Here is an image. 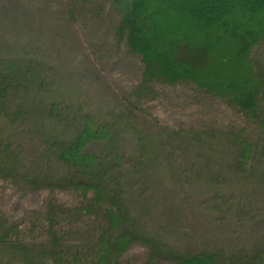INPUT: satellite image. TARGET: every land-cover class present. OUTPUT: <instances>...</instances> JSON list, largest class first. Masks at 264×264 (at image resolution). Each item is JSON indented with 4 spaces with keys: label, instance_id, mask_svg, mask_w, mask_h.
<instances>
[{
    "label": "trees",
    "instance_id": "obj_1",
    "mask_svg": "<svg viewBox=\"0 0 264 264\" xmlns=\"http://www.w3.org/2000/svg\"><path fill=\"white\" fill-rule=\"evenodd\" d=\"M89 1L69 0L60 11L69 29L61 40L73 45L66 54L74 76L79 72L74 67L96 62L88 45L98 44L88 39L81 18L99 19L102 11L97 7L84 13L80 7ZM104 1L117 16L110 26L111 61H119L122 47L138 66L134 72L129 63L116 69L121 65L110 62L119 94L110 95L114 101L106 99L117 102L106 121L80 96L55 100L56 76L40 62L5 56L0 49V264H119L135 246L145 250L143 264H264V247L178 254L161 237L140 235L136 227L142 215L134 210L152 207L150 197L160 189L167 201L163 208L191 200L202 215L204 205L217 209L223 192L228 201L235 196L225 187L243 184L251 174L257 182L264 179V75L254 57L264 48V0ZM31 9L25 14L28 28L35 20ZM51 53L55 58L59 54ZM93 67L104 69L100 63ZM87 72L86 80L93 75L92 66ZM160 94L188 103L194 97L216 100L248 122L257 137L247 131L248 123L232 121L219 129L206 124L207 119L204 125L203 119H187L196 114L186 113L179 122L158 114L151 119L150 107L157 112L166 100ZM205 112L198 116L209 114ZM32 120L41 130L26 164L12 150L9 130L28 128ZM201 183L218 200L191 197ZM250 190H241L236 202V212L247 216V203L254 204ZM25 198L37 202L27 204L31 210L24 217L13 216V201ZM171 214L167 210L165 217L171 219Z\"/></svg>",
    "mask_w": 264,
    "mask_h": 264
},
{
    "label": "rangeland",
    "instance_id": "obj_2",
    "mask_svg": "<svg viewBox=\"0 0 264 264\" xmlns=\"http://www.w3.org/2000/svg\"><path fill=\"white\" fill-rule=\"evenodd\" d=\"M67 1L69 0H0V49L5 56L11 54L18 60L22 59L26 61V58H32L34 61L40 62L45 67L44 71L53 72L56 76V81L52 84L55 100L69 101L73 100L74 97L80 96L83 101L94 105L98 111L95 112L96 116L99 114L101 115V120L106 121L110 118V112H114V110L110 111V106L115 108V104H117V102L109 103L106 99L110 98L111 101H114L116 97H110V95L116 96L115 94H119V89H117L118 91L116 93L114 92L116 89L114 88V79L111 76L115 74V69L111 65L119 63L121 66L115 68L125 69L128 68L127 65L129 63V69H132L134 72L138 69V66L136 63H130L131 60L126 57L122 47H120L119 61H111L112 43L110 39V26L112 22L117 20V16L110 10L109 6L105 5L106 1L92 0L80 8H83L84 13L87 10L93 11L97 7H100L102 11L99 19L94 16L89 17L91 20L81 18L85 25H87L85 33L88 39H91L94 45L98 44V48L93 45H88L96 58V62L87 60L81 68L74 67L79 71L77 76H74L71 72L72 65L68 63L66 54L67 51L70 52L73 45H70V42L61 40L69 32V29L66 27L68 23L65 20V16L63 18L60 16V11ZM28 7H32V17L35 18V20H32L33 27L29 26V28L27 27L25 16ZM59 38L60 45L57 44ZM74 48L79 50L81 47L74 45ZM51 51L59 52L58 56L55 58ZM84 54L86 55V53ZM254 57H256L260 72L264 75V48L261 47L255 53ZM97 63H100L104 68L102 71L93 67V65L98 66ZM89 66H92L94 72L86 80L89 75L87 72ZM67 72H70L72 77H67ZM84 95H87V97ZM164 96L163 94L159 95L160 98L166 99L167 96L165 98ZM214 101L208 97H194L188 103L184 98L178 100L172 99V96H170V99L163 100L159 104L160 106L157 112L149 106L152 113H154L150 114L152 117H149L151 119H157L158 114L164 121L179 122L185 117L186 113L189 115L196 114V117L190 118L187 116V119H203V122H201L203 123L202 125H204V121L207 119L208 122L206 124H210L209 122H211L213 125H217L219 129L223 127V123L226 125V123H231L232 121L240 123V126L248 123L244 119L240 120L234 112L231 113L229 110L223 108L218 101ZM33 106L36 107V104H33ZM204 110L209 112V114L198 116L199 112L206 113ZM226 117L227 120L225 121ZM95 121L97 123L101 122L98 120V117ZM146 123V125H151L150 122ZM46 124L51 127L54 123L53 121H49ZM37 125V121L32 120L27 123L26 127L28 128L17 129L14 128L15 126H11L9 130L12 150L14 149L15 153L20 157L23 156L26 164L30 163V158L28 157L32 153H35L36 141L34 135L37 137L41 130ZM6 127L10 126L5 125L4 128ZM246 128L249 133L253 134L254 139H256L257 135L255 134L258 133H253L254 130L249 123ZM151 131L153 133L155 132L154 129H151ZM33 167H35L34 164L31 168ZM59 173L64 174V171L60 170ZM253 183H256L259 188L256 186L253 188ZM206 187V184H197L195 186V192H191L190 196L193 198L205 196L211 202H213L212 197L218 200L216 195L214 196L212 192L210 193L211 190L208 191ZM225 188L231 190L230 196H235L228 201V192L227 194L223 192L221 195L225 196V198L215 203V207L218 210H213L212 207L211 211L208 205H204V209L201 210L202 215L195 208L197 207V202L191 200H187L180 207L179 204L172 203L176 205L172 207L168 203L170 209L163 208L167 204V201L163 198L162 190H155V193L150 197L153 198L152 207L144 204L134 208L137 214L142 215V219L136 227L139 229L138 233L140 235L143 234L142 236L145 238L153 237L154 239H158V237H161L166 241H164V245L170 247L171 250L173 249L178 254H190L204 249L220 250L222 247L226 249L242 248L250 251L264 247V179L262 182H257L252 178L251 174V177L246 179L245 183L234 184L231 189L228 187ZM246 188H250L253 191L250 190L254 204L251 201L247 203L249 206L248 211L251 210L250 216H247L245 212H236L239 210L238 204L236 203L239 201L238 194ZM245 195L248 196V192ZM68 197L74 202V198L70 194ZM226 200L227 204H225ZM36 202V199L31 198L22 199L20 203L14 200L13 205L15 206L12 207L11 205L12 215L24 217L25 211L31 210V207H26L27 204L34 206ZM192 208L196 212L198 211V213L195 214ZM142 210H144V213H142ZM167 210L174 213L170 215L171 219H169V216L165 217ZM199 213L200 216H198ZM137 218L136 216L135 219L137 220ZM167 221H172L171 223L169 222V226L165 224ZM122 257L120 261L118 260L119 264H143L146 259L145 250L140 246L132 247Z\"/></svg>",
    "mask_w": 264,
    "mask_h": 264
}]
</instances>
